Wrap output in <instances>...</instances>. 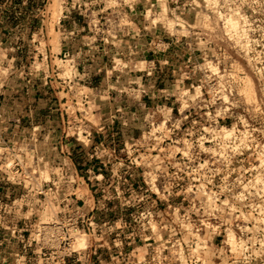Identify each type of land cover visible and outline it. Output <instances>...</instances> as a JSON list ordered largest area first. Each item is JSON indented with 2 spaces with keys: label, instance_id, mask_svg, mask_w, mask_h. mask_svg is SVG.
<instances>
[{
  "label": "rangeland",
  "instance_id": "1",
  "mask_svg": "<svg viewBox=\"0 0 264 264\" xmlns=\"http://www.w3.org/2000/svg\"><path fill=\"white\" fill-rule=\"evenodd\" d=\"M6 1L0 0V264H57L50 250L55 248L51 236L59 210L48 190L49 182L57 180L50 169L59 159L57 129L63 121L72 134L79 125L117 119L108 137L84 141L85 151L92 147L104 152L106 172L99 170V161L93 162L95 176L102 175L99 183L88 184L86 173L75 170L83 157L71 167L61 159L70 172L58 179L70 183L78 205L84 202L85 207L92 206L88 185L95 192L97 219L104 223L96 255L85 254L81 264H124L133 249L144 257L148 222L155 231L167 233L174 251L180 219L193 211V204L199 219L202 213L214 214L213 229L219 227L220 237L206 235L211 250L224 247L220 243L229 229L241 240L259 239V228H264V196H256L264 190V48L252 43L258 33L245 30L241 39L239 31H228L223 19L213 23L216 12L205 0H97L95 9L117 8V59L112 47L92 45L77 46L63 58L58 24L67 13L65 0ZM55 5L62 7L59 20H52ZM223 15L220 11L219 17ZM69 18L82 24L88 14L84 18L76 12ZM112 67L117 76L109 73ZM93 73L99 74L87 77ZM218 139L225 145V159L239 158L231 165L218 164L221 174L227 171L230 185L242 179L230 191L216 186L188 192L189 187L177 186L178 176L172 173L166 175L165 188L155 191L145 185L150 177L146 170L130 166L134 159L147 166L153 151L171 157L187 150V157L203 153L219 158L204 151L216 147ZM253 178L256 184L250 187ZM210 193L217 194L214 203ZM242 195L245 201L235 200ZM44 222L50 230L42 231ZM193 229V224L186 227L188 232ZM250 252L252 258L244 264H264V244L253 242L246 256Z\"/></svg>",
  "mask_w": 264,
  "mask_h": 264
},
{
  "label": "built area",
  "instance_id": "2",
  "mask_svg": "<svg viewBox=\"0 0 264 264\" xmlns=\"http://www.w3.org/2000/svg\"><path fill=\"white\" fill-rule=\"evenodd\" d=\"M9 1L10 0H7L6 3L8 4ZM81 1L82 0H65L63 7L67 13L65 12L63 21L58 24L62 34L61 44L65 45L68 43L66 38L67 34L70 32L69 26L75 25V23L71 22V18H69L70 15L79 12L86 18L88 14V21L84 25L86 33L89 36L88 45L104 47V49H111L112 47V49H114L113 57L117 59V40L119 35L117 8L106 9L105 6H97V9H95L97 0H84L80 4ZM92 8L95 10L93 11ZM20 42L24 43V40ZM67 56L69 57L65 52L63 58ZM109 73L116 76L117 70L112 67ZM114 105L117 108V89L115 91ZM111 120V126L117 127V119ZM91 127L93 128L96 126L90 124L79 125V127L70 134L71 128L69 123H64L63 121L59 123V128L57 129L60 134V144H58L59 152L57 153L60 160H56L55 164L50 169L51 173L57 175V180L49 182L51 185L48 190L55 195V206L59 210L57 222L53 225V233L51 236L55 248L50 250L52 251L53 257L56 258L57 264H81L80 262L85 257V254L88 253L87 256H95L98 251V247H96L98 241L97 236L100 234L99 231L102 230L104 223L103 220L97 219L94 199L91 207H85L84 204L78 205L77 198L74 194L75 191L73 192V187L70 186V183L68 184L65 180L61 183V180L58 179L59 175H65L70 172L68 168L73 165V161H75L77 157H82L83 154L87 152H89V155L83 159L80 167L77 166L80 168V173L84 172L87 175L83 180H86L88 184H91L93 180L99 183L101 175L95 176V168L91 169L87 167L93 162L99 161L98 164L101 170L104 172L107 171V162L102 158L104 152H100L94 148L92 149V147H89L88 151L84 149V141L90 143L92 139ZM42 138L46 139L44 136H42ZM38 139L40 140V137ZM113 154L115 155V152H113ZM150 157L151 159L147 162L148 165L145 167H143V162H141L140 159H134V161L130 162V166L135 170L142 171L145 169L146 173L154 174L155 179L153 180L151 176H148V182L145 185L155 191L160 188H165L166 175L169 173L178 176L177 186H187L192 189H201L202 184L203 188H214L216 186L221 188L225 187L226 183L229 187L235 185V183L238 185L242 183L241 178L235 179L232 185H230L228 181L225 182V174L220 173L222 167L218 165L222 164L220 163L221 161H223L224 164H234L239 161L237 156L228 157L226 160L222 155L217 158L213 156L208 157L202 153L195 155V157H187L185 154L178 153L170 157V155L167 156L163 153H156L153 151ZM61 159H65L66 165L68 164L67 166L69 167L61 164ZM201 164L207 165V168L200 169L199 172L195 171ZM176 165H180V167L178 168ZM247 173L248 172H246V174ZM208 176L211 177L210 180L207 179ZM202 177L204 178L202 179ZM228 178L229 175H227V179ZM38 195H40V192ZM256 196L262 198L264 192H258ZM73 198L76 199V202L72 204L71 201ZM241 198H243V201L246 200L243 195ZM194 206L196 205H192L193 211L191 213L183 214L180 219V238L174 243L176 244L174 251H172L173 247L169 245L165 238L167 233L165 231H155V226L148 222L146 226L149 228V243L144 248L145 256L140 257L137 255V251L133 249L124 264H244V257L247 254V250L243 251V254H241L240 246H238L236 252L232 253L230 247L225 243L229 235L225 237L223 243H220L224 244V247L221 246V248L218 249V245H216V247H214L215 249H210L205 237L208 233L219 236V227L216 226L213 229V213H208L207 215L202 213L201 216L203 218L199 219V209L195 210ZM191 224H193L194 229L188 232L186 227ZM237 232L241 235L239 228ZM79 233H83L84 237L89 238L90 246L86 247L83 251L74 252L71 250L72 237ZM233 236L238 243L242 241L237 234H233ZM151 242L154 243V245H152Z\"/></svg>",
  "mask_w": 264,
  "mask_h": 264
},
{
  "label": "clouds",
  "instance_id": "3",
  "mask_svg": "<svg viewBox=\"0 0 264 264\" xmlns=\"http://www.w3.org/2000/svg\"><path fill=\"white\" fill-rule=\"evenodd\" d=\"M206 5L213 11L216 12V18H214L212 20L213 23L216 22V19H223L225 22L226 26H229L230 29H234V28H239L240 29V38L241 39H245L246 37L244 36V32L245 30H247L248 32H252V33H258L259 36L256 40H253L252 43L256 44L259 43V45L264 48V19H260L257 20L254 18V16H250L247 14V12L244 11V9H250L252 13L254 14H259L260 16L264 17V0H206ZM223 11L224 15L223 17H219V12ZM177 23H179V19L177 18ZM253 25H256L255 27H253ZM235 34V33H233ZM262 71H264V69H262ZM199 91V89H197V92ZM187 106V105H186ZM203 131L206 132H210V129H204ZM188 135H192V133H189ZM212 135L214 137H221L222 134L221 133H215L213 132ZM231 134H227L226 138H230ZM241 136H247V133H242ZM204 142V137L203 135H201L200 138V144L202 146ZM243 143V141H241ZM180 143L182 144H187L188 148L192 147L191 142L189 141H184L181 140ZM225 148V145L223 143L220 142V140L218 139L217 141V145L214 148H209V149H204V151H207L209 153H214L216 155H223V149ZM233 150H235V148H233ZM174 151H180V149L176 148L174 149ZM185 155H188L187 150H185ZM154 159H158V158H154ZM227 159V157H226ZM220 163H223V161H221ZM8 168L12 167V164L9 163L6 165ZM176 167H180V165H176ZM186 167V166H185ZM207 168V165L205 164H201L199 166V168L195 169V171L199 172L200 169H204ZM148 175H150L152 177V179H155L154 174L149 173ZM227 173H225L224 179L225 182H227ZM204 177H202L203 179ZM208 180L211 179L210 176L207 177ZM256 184V180L255 178L252 179V181L250 182V187L254 186ZM234 187V186H232ZM225 191H230V187L227 185V183L225 184L224 187ZM188 192L192 191V188L189 187L187 188ZM201 191H203V184L201 185ZM264 191V190H262ZM216 193H210V197L213 200V203L215 202V198H216ZM252 195H255V193H253ZM241 199L240 196H236L235 200L239 201ZM222 203H227V201H223ZM248 207H252L251 204L248 205ZM260 223H264V216L261 217ZM251 231L256 232V229H252ZM245 235H247V230L245 232ZM229 236L233 237V234L231 232V230L229 229ZM253 242L255 243H259V244H264V228H259V239H256V237H252L250 239L247 240H242L240 242V249H241V254H243V251L251 249ZM225 243H228V241H226ZM256 251L255 249H253V252ZM252 258V252L249 253L248 256L244 257V260L247 261L249 259Z\"/></svg>",
  "mask_w": 264,
  "mask_h": 264
},
{
  "label": "crops",
  "instance_id": "4",
  "mask_svg": "<svg viewBox=\"0 0 264 264\" xmlns=\"http://www.w3.org/2000/svg\"><path fill=\"white\" fill-rule=\"evenodd\" d=\"M82 21H83L82 24H80V22L79 21L78 22L75 21V19L71 20V22L75 23V25H70L69 26V31L70 32L67 34V38H66V40H68V43L65 44V45H62V47H63L62 50H64L68 55H70L73 52H76L77 51V49H76L77 46H81L82 48H85V47L88 48L89 47V45H88L89 44V42H88L89 36L87 35L86 29L84 27L86 22L84 20H82ZM84 41H87L88 43L84 45L83 44ZM86 51L90 52L89 50H86ZM90 68H92V66H90ZM93 74H94L93 76L89 74V75H87V77L92 79V78H95L96 74H99V73H93ZM83 77L86 78V75H83ZM111 124H112V120L109 119V120H105L104 122L99 121V123H98V125L96 127H93V128L91 127L92 139H91L90 143H93L94 141L99 142L102 138L108 137L109 134H111V132L114 131L113 129H116V128L112 127ZM111 137H112V135H111ZM87 155H89V152L83 154V156H82L83 159ZM87 167L93 169L94 168L93 163L88 165ZM75 170L80 172V168L79 167H77V169H75ZM99 170H101V168ZM101 178H102V175H101ZM98 186H101V185L98 184ZM87 187H88V191H89V193L91 195V197L87 198V200L91 199V202H92L93 199H94L92 194L95 195V192H93V190H91L92 191L91 192L88 185H87ZM83 204H84V202H83Z\"/></svg>",
  "mask_w": 264,
  "mask_h": 264
},
{
  "label": "bare ground",
  "instance_id": "5",
  "mask_svg": "<svg viewBox=\"0 0 264 264\" xmlns=\"http://www.w3.org/2000/svg\"><path fill=\"white\" fill-rule=\"evenodd\" d=\"M50 12H51V15H52V20H59V17L62 14L61 13L62 12V7L60 9L58 5L57 6L56 5L55 6H52V9L50 10ZM226 28L228 29V31H231L232 33H235V34H237L238 31L240 32V29L238 27L237 28H234V29H230L229 26H226ZM58 51L59 50L57 49L56 52H58ZM70 72H71L70 70H67L66 69V72L65 73L67 75H69ZM249 91L252 92V85L251 84H249ZM162 126H163V124H162ZM223 134H225L226 135L225 137H227V134H229V132H226L225 131ZM204 143H206V142H204ZM203 145L204 144H202V147H203ZM47 226H48L47 222H44L42 224V231H47V229H49V227H47ZM227 239H228L227 240L228 243H226L227 246L230 247L232 253H235L237 247L240 246V243L237 242V240L235 239V237L233 239L232 237L228 236ZM72 240H74L73 241L74 243H73V246H72L74 252L79 251L81 249H84L86 247V239H85V237L82 234H75V235H73Z\"/></svg>",
  "mask_w": 264,
  "mask_h": 264
}]
</instances>
